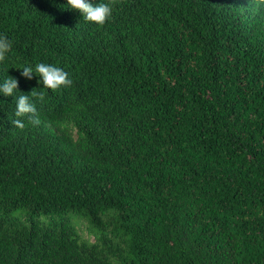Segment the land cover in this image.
<instances>
[{
  "label": "trees",
  "instance_id": "trees-1",
  "mask_svg": "<svg viewBox=\"0 0 264 264\" xmlns=\"http://www.w3.org/2000/svg\"><path fill=\"white\" fill-rule=\"evenodd\" d=\"M0 36V264H264V5L0 0Z\"/></svg>",
  "mask_w": 264,
  "mask_h": 264
},
{
  "label": "clouds",
  "instance_id": "clouds-1",
  "mask_svg": "<svg viewBox=\"0 0 264 264\" xmlns=\"http://www.w3.org/2000/svg\"><path fill=\"white\" fill-rule=\"evenodd\" d=\"M119 0H109L108 3L93 4L90 0H66L68 9L78 11L86 22L94 23L102 26L106 20L112 15L113 6ZM256 6L264 5V0H253ZM11 49V43L3 36H0V61H4L6 53ZM34 72L39 75L43 88L50 89L55 92L62 87H69L72 81L68 78V74L59 67L54 65L38 63L35 68L31 66L23 67L21 76L27 80H31ZM18 88V81L13 77H8L3 84H0V94L3 96H12L13 92ZM31 97L43 102L44 92H36L34 89L30 92ZM29 116V121L34 126L41 123L39 113L34 103L30 102L29 95H21L16 103V117ZM17 128L23 130L25 124L16 119L12 122Z\"/></svg>",
  "mask_w": 264,
  "mask_h": 264
},
{
  "label": "rangeland",
  "instance_id": "rangeland-1",
  "mask_svg": "<svg viewBox=\"0 0 264 264\" xmlns=\"http://www.w3.org/2000/svg\"><path fill=\"white\" fill-rule=\"evenodd\" d=\"M89 239L92 240V236H90Z\"/></svg>",
  "mask_w": 264,
  "mask_h": 264
}]
</instances>
